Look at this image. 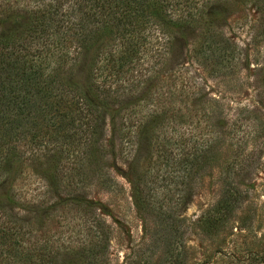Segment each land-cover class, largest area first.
Masks as SVG:
<instances>
[{
  "label": "rangeland",
  "instance_id": "1",
  "mask_svg": "<svg viewBox=\"0 0 264 264\" xmlns=\"http://www.w3.org/2000/svg\"><path fill=\"white\" fill-rule=\"evenodd\" d=\"M58 1L0 0V36ZM212 1L163 64L121 76L135 80L110 100L96 158L67 141L24 153L1 188L23 226L12 264H264V0ZM194 147L211 158L193 179ZM228 181L242 200L209 233L200 219Z\"/></svg>",
  "mask_w": 264,
  "mask_h": 264
},
{
  "label": "trees",
  "instance_id": "2",
  "mask_svg": "<svg viewBox=\"0 0 264 264\" xmlns=\"http://www.w3.org/2000/svg\"><path fill=\"white\" fill-rule=\"evenodd\" d=\"M208 1L59 0L32 9L20 35L0 36V264H12L14 249L23 240V226L4 201L9 192L2 195L1 188L24 153L63 148L67 141L79 153L86 148L88 158H96L110 100L135 80L129 76L127 84L121 76L144 70V64L146 70L163 64L176 30L204 18V13L216 14L213 5L207 12L202 8ZM227 1L211 3L221 6ZM1 11L15 15L9 8ZM211 51L215 53L214 48ZM210 100L202 95L196 102L210 105ZM181 111L177 109L179 118ZM197 148L185 161L193 179L211 158V147L199 154ZM226 185L216 206L200 219L208 224L209 233L224 226L242 200L238 185L233 181ZM139 192L142 199L147 196L145 190ZM106 241L103 232L101 248ZM174 261H181V253Z\"/></svg>",
  "mask_w": 264,
  "mask_h": 264
}]
</instances>
